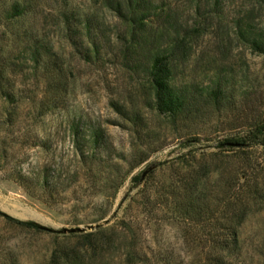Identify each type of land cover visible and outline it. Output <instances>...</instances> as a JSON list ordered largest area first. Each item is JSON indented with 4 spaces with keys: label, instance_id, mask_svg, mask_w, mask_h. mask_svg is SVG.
<instances>
[{
    "label": "rangeland",
    "instance_id": "374dc122",
    "mask_svg": "<svg viewBox=\"0 0 264 264\" xmlns=\"http://www.w3.org/2000/svg\"><path fill=\"white\" fill-rule=\"evenodd\" d=\"M16 1L25 14L0 20L12 91L0 88V264H52L62 249L74 264H207L226 223L237 246L221 255L264 264V148L224 142L264 121V53L248 40L264 41V0H150L148 44L128 57L131 27L108 0H0V9ZM64 16L97 50L75 48ZM25 43L50 48L61 71L33 64ZM155 51L192 99L176 117L154 105ZM217 81L216 105L205 89Z\"/></svg>",
    "mask_w": 264,
    "mask_h": 264
},
{
    "label": "trees",
    "instance_id": "16d2710c",
    "mask_svg": "<svg viewBox=\"0 0 264 264\" xmlns=\"http://www.w3.org/2000/svg\"><path fill=\"white\" fill-rule=\"evenodd\" d=\"M108 6L117 14V16L127 23L131 27L130 41L128 45H124L122 53L124 57L132 55L133 51H139L148 44L147 30L145 26L147 21L152 16L153 5L150 0H108ZM27 11L26 7L19 2H11L8 5H4L0 9V20L4 22L11 21L15 18L22 17ZM64 23L68 36L71 40V43L78 49L81 47L84 49L85 54L88 55L89 51L97 50V44L93 41V38H90L88 44H85L82 41H78V38H75L77 34V29L74 24H71L70 18L64 16ZM89 22H83V29L87 30V34H90ZM81 22H79V25ZM244 38L246 32L243 33ZM249 44L251 47L259 52L264 53V41L260 37H250ZM177 42V41H176ZM23 49L29 53V59L33 64L40 65L44 64L45 66L50 65L52 71H55L57 74L61 71L57 60L52 56L50 57V48H46L41 45V49L33 43H25ZM83 46V47H82ZM182 50L181 44L174 43L171 46V51ZM48 57V58H47ZM51 58V59H50ZM147 60V76L150 80L153 94H154V105L156 110L161 114H166L171 117H176L181 113H184L187 110L192 102L190 95L188 94L186 87L178 86L174 83L172 75V60L170 57L164 55V52H152L149 56L146 57ZM8 65L0 66V88L1 94L5 98H10L12 96V91L6 88L4 82L7 79L6 72L8 71ZM222 86L217 81L211 86L206 87V99L211 100L216 105L220 103ZM119 113L123 116L124 113L121 109L117 108ZM75 129V127H74ZM75 133H77L75 129ZM97 137V135H96ZM93 136V139L96 138ZM225 144L233 146L237 150H245L252 147H262L264 148V121L257 123V125H251L245 132L241 135L229 136L224 139ZM43 183L46 182V175L42 177ZM136 180L139 177H133ZM19 184L24 185L21 181H17ZM202 209V208H201ZM200 209V210H201ZM201 211H198L200 213ZM241 212L239 215H242ZM7 221L12 222L18 226L32 228L36 231H50V229L41 227L37 223L27 220L22 221L15 219L11 216L3 214ZM100 230V227L99 229ZM220 233L216 234L209 241L211 245V254L205 258L207 264H231L227 261L222 255L221 251L229 250L237 246V237L235 235V229L230 224H224L222 228L219 229ZM91 235V234H88ZM86 236V235H85ZM128 256H131L133 260L138 259L140 262L142 258L138 255L137 252L128 251ZM52 261L54 263L63 262L64 264H74V259L71 256V253L65 249L54 250L52 254Z\"/></svg>",
    "mask_w": 264,
    "mask_h": 264
}]
</instances>
